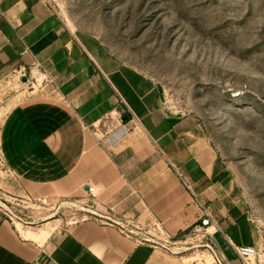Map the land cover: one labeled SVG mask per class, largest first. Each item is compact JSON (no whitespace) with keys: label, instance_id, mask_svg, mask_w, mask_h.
I'll return each mask as SVG.
<instances>
[{"label":"crops","instance_id":"crops-1","mask_svg":"<svg viewBox=\"0 0 264 264\" xmlns=\"http://www.w3.org/2000/svg\"><path fill=\"white\" fill-rule=\"evenodd\" d=\"M29 74L37 87L0 129V157L24 195L73 198L96 187L99 214L161 223L176 238L203 224L196 195L215 244L243 264L234 247H256L259 236L199 120L168 110L153 80L71 29L47 0H0V82ZM108 120L114 128L102 133ZM38 224L23 230H50L46 239L0 213V264H185L92 218Z\"/></svg>","mask_w":264,"mask_h":264},{"label":"rangeland","instance_id":"rangeland-1","mask_svg":"<svg viewBox=\"0 0 264 264\" xmlns=\"http://www.w3.org/2000/svg\"><path fill=\"white\" fill-rule=\"evenodd\" d=\"M47 1L79 35L153 80L168 110L199 120L243 193L259 236L253 263L264 264V0ZM27 77L0 82V129L9 109L37 87L32 74ZM104 124L102 133L114 128ZM2 203L22 228L49 223L53 229L98 213L86 195L27 197L0 157ZM206 230L189 233L181 241L185 251L175 256L185 264H211L214 240Z\"/></svg>","mask_w":264,"mask_h":264},{"label":"built area","instance_id":"built-area-1","mask_svg":"<svg viewBox=\"0 0 264 264\" xmlns=\"http://www.w3.org/2000/svg\"><path fill=\"white\" fill-rule=\"evenodd\" d=\"M23 77L27 76L24 75ZM86 193L89 197L95 198L97 196V189L96 187H90ZM38 200L42 201L43 199ZM194 203L200 208L203 215V224L195 230H197L196 232H200L204 229L208 231L212 217L208 214L196 195H194ZM0 213L7 217L12 223H16L15 218L21 220L10 211L4 203L0 205ZM89 214L90 215L86 219L92 218L101 224L115 227L123 236L135 240L138 244H148L155 248L165 250L172 255L182 254L185 250L183 245H181V241L190 237L176 238L169 234L161 223L144 228L136 220L124 219L116 215H101L90 212ZM208 235L212 238V234ZM234 250L243 264H254V260L258 257V250L256 247L240 246L234 247ZM208 251L214 255L216 264H231L215 242L212 241V244L208 246Z\"/></svg>","mask_w":264,"mask_h":264},{"label":"bare ground","instance_id":"bare-ground-1","mask_svg":"<svg viewBox=\"0 0 264 264\" xmlns=\"http://www.w3.org/2000/svg\"><path fill=\"white\" fill-rule=\"evenodd\" d=\"M18 227H19L20 231H21L24 235H26V237H28V238H33V239H36V240H43V239H46V238L49 236V234H50V232H47V231H42L40 235L35 234V233H33L32 231L25 232V231H24L25 229L22 228V224H21V223H18L17 228H18ZM23 229H24V230H23ZM212 230H213V229H210L211 232H212ZM207 234H209L208 231H207ZM210 254H211V253H210ZM211 255L214 257L213 254H211ZM214 260H215V257H214Z\"/></svg>","mask_w":264,"mask_h":264},{"label":"water","instance_id":"water-1","mask_svg":"<svg viewBox=\"0 0 264 264\" xmlns=\"http://www.w3.org/2000/svg\"><path fill=\"white\" fill-rule=\"evenodd\" d=\"M28 81V78L27 77H24L23 78V82H27ZM89 188H87V190H88Z\"/></svg>","mask_w":264,"mask_h":264}]
</instances>
